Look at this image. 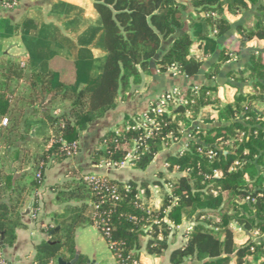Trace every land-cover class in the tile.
<instances>
[{"label":"trees","instance_id":"trees-1","mask_svg":"<svg viewBox=\"0 0 264 264\" xmlns=\"http://www.w3.org/2000/svg\"><path fill=\"white\" fill-rule=\"evenodd\" d=\"M210 1L94 0L105 31L107 57L102 75L90 90L76 88L73 64L65 66L61 83L55 87L54 71L35 74L11 58H0L1 253L15 245L17 231L25 227L21 210L30 192L21 185L23 178L29 177L30 191H37L45 171L69 158L64 149L79 144L92 124L117 108L121 94L131 85H139L143 74H149L165 42L170 41L169 47L156 63L161 74L172 72L191 80L203 72L205 63L192 55L195 38L185 30L187 18L195 13L217 37H226L218 63L206 73L207 83L178 88L181 103L169 104L165 114L157 115L158 104L152 106L146 117L157 126L150 137L139 128L142 118L126 117L121 126L100 139L92 155L97 164L119 167L136 149L130 163L145 172L164 148L181 142L188 130L195 139L189 138L187 149H179L166 163L167 171L177 175L169 179L161 173L164 183H155L161 189L164 184L169 188L162 206L154 210L141 202L139 191L147 184L108 179L107 185L120 189L115 201L106 189L95 190L81 171L73 170L63 184L51 189L72 221L47 229L50 241L35 247L34 264L71 263L75 259V264H89L76 243L77 230L87 226L96 227L109 246L115 244L111 250L119 264L128 257L130 264H142L143 248L162 261L172 233L170 224L176 227L193 218L186 244L171 253V264H264V239L250 237L240 244L233 227L264 236V114L257 109L264 104V49L252 51L245 66L231 73V86L238 90L233 102L220 107L214 97L221 67L233 56H240L250 42H264V0ZM245 4L257 7L259 17L253 28L234 26L221 15L224 5L237 15ZM213 106L217 124L204 126L206 111ZM4 119L7 127L1 125ZM35 121L47 122L52 132L39 143L38 151L30 154L28 124ZM50 141L53 144L47 147ZM23 165H30V171L21 173L18 169ZM90 202L98 206L95 219ZM102 220L109 236L101 229ZM63 248L68 256L62 253Z\"/></svg>","mask_w":264,"mask_h":264},{"label":"crops","instance_id":"crops-1","mask_svg":"<svg viewBox=\"0 0 264 264\" xmlns=\"http://www.w3.org/2000/svg\"><path fill=\"white\" fill-rule=\"evenodd\" d=\"M244 7L239 14L233 15L224 5L221 15L234 26L246 25L253 28L259 17L257 7H247L246 4ZM221 15L219 14L220 17ZM185 30L191 32L195 38L192 55L205 63L203 72L191 80L172 72L161 74L156 63L169 47L170 41L165 42L151 64L149 74L142 75V82L139 85H131L127 92L121 94L117 108L108 112L82 134L76 155L48 168L37 191H30L29 177L23 178L21 185L26 186L30 192L21 210L25 227L17 231L15 245L2 251L7 264H34L35 247L50 241L47 229L60 228L71 223L72 216H65V204L56 201V196L51 189L63 184L73 170L81 171L85 177L95 176L120 183L131 181L138 185L147 184L146 189L139 191L141 202L154 210L162 206L164 193L169 192V188L164 184V188L161 189L155 183L159 181L164 183L161 173L169 179L177 175L176 172L167 171L166 163L168 157L175 154L179 147L188 141L190 136L188 130L184 131L179 144L164 148L145 172L136 170L130 160L119 167L106 162L97 164L92 155L99 148L100 139L121 126L126 117L143 118L152 106L157 104L160 96L172 89L184 88L189 84L207 83L206 73L209 68L218 63L226 37H217L216 33L209 30L204 18H200L195 13L187 18ZM233 37H237V34ZM262 49H264V42L252 41L240 56H233L231 62L221 67L217 78L219 88L214 94V97L221 102L220 107L223 106L222 103L233 102L238 93L237 88L231 86L234 81L231 73L245 66L252 51ZM3 57L13 59L23 69L35 74H47L54 71L53 85L55 87L61 83L65 66L73 64L76 88L93 89L103 73L107 57L105 31L100 15L95 10L94 0H20L19 5L11 11L0 6V58ZM214 108L216 107L208 109L210 113L207 114L204 126L217 124V111ZM257 109L264 114V104H259ZM28 127L31 130L32 139L27 148L30 154H35L39 149V143L51 135V127L45 121L30 122ZM18 170L21 173L28 172L30 165H23ZM120 170L125 171L124 179L116 175ZM170 225L172 233L163 260L159 261L143 248L140 251L142 264H171L170 255L186 244V235L194 225V218L183 220L176 227ZM233 227L236 241L240 244L250 237L256 241L264 239V236H260L257 231L249 234L235 225ZM94 232H98L95 237ZM99 236L104 241H101ZM76 243L79 254L85 256L90 264H119L108 242L94 226L79 228L76 232ZM62 253L69 255L67 248H63Z\"/></svg>","mask_w":264,"mask_h":264},{"label":"built area","instance_id":"built-area-1","mask_svg":"<svg viewBox=\"0 0 264 264\" xmlns=\"http://www.w3.org/2000/svg\"><path fill=\"white\" fill-rule=\"evenodd\" d=\"M19 2H20V0H0V6H2L7 11H11L19 5ZM180 96H181V93L178 90V88H175V89H172V90L166 92L165 94L160 96V98L157 102L158 106L154 110V113H156L157 115H162V114L167 113V107L169 104H171V103L178 104V102L181 103V100L179 99ZM1 125H2V127H7L8 126V120L4 119L1 122ZM138 125H139V128L143 129L146 137H150L153 134V128L157 126V124L153 120L148 119L146 117V115L141 119V121H139ZM150 125H153V127H150ZM189 138L195 139V137H192L191 135L189 136ZM52 144H53V141H50L48 147H51ZM185 149H187V144H182L180 150H185ZM64 151L68 157H73L79 151V144H73L71 147L65 148ZM135 152L136 151H132L131 153H129L125 162H127V160L131 161L134 158V155L136 154ZM124 163H122L121 165H123ZM110 165H112V164H110ZM112 166L118 167L116 165H112ZM37 178L41 181V179H42L41 172H39L37 174ZM84 180L87 182V184L90 187H93L95 190H97L99 192H101V190H103V189H106V191L108 192V195H110L112 200L117 201L119 199V190H120L119 187L107 185L109 183L108 178L86 176ZM90 206L92 207L93 212H94V214L92 215V219H95L97 217L96 209L98 206L92 202L90 203ZM98 223L99 222H97V225H98ZM105 225H106L105 220H102L101 221V227H102L101 229L105 233V235L109 236L110 230L108 228H105ZM114 246H115V244L110 245L111 248ZM119 257H121V256H119ZM0 264H7V262L3 258V255L1 252H0ZM124 264H130V257H128L124 261ZM132 264H137V263L134 261V262H132Z\"/></svg>","mask_w":264,"mask_h":264},{"label":"rangeland","instance_id":"rangeland-1","mask_svg":"<svg viewBox=\"0 0 264 264\" xmlns=\"http://www.w3.org/2000/svg\"><path fill=\"white\" fill-rule=\"evenodd\" d=\"M207 113H208V111H206ZM180 143V142H179ZM178 143V144H179ZM47 147H48V145H47ZM179 148H181V147H179ZM133 151H136V149H133ZM136 153V152H135ZM125 171L124 170H120V171H118L117 172V176L119 177V178H122V179H124V177H125ZM152 202H154V200L152 201ZM91 203V202H90ZM98 235V232H94V237H95V235ZM100 237V239H101V241H104L103 239H102V237L101 236H99ZM90 238L88 237V240H89Z\"/></svg>","mask_w":264,"mask_h":264},{"label":"water","instance_id":"water-1","mask_svg":"<svg viewBox=\"0 0 264 264\" xmlns=\"http://www.w3.org/2000/svg\"><path fill=\"white\" fill-rule=\"evenodd\" d=\"M76 260H77V259H75V260L72 261L71 263H67V262H65V261H63V260H59L58 264H75ZM89 264H90V263H89Z\"/></svg>","mask_w":264,"mask_h":264}]
</instances>
